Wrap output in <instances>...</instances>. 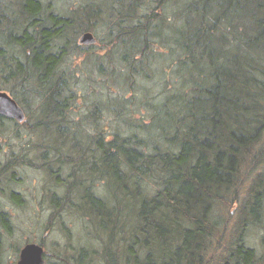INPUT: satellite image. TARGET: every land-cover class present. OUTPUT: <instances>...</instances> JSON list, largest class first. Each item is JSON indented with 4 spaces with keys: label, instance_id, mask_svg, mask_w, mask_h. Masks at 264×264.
I'll return each instance as SVG.
<instances>
[{
    "label": "trees",
    "instance_id": "16d2710c",
    "mask_svg": "<svg viewBox=\"0 0 264 264\" xmlns=\"http://www.w3.org/2000/svg\"><path fill=\"white\" fill-rule=\"evenodd\" d=\"M103 28L104 53L79 43L88 31L98 43ZM73 51L100 72L110 66L132 99L142 89L149 122L126 116L121 97L125 126L99 128L97 104L73 118L79 94L65 66ZM263 51L264 0H88L70 14L53 1L0 0V89L26 108L29 141L49 178L79 192L77 212L101 235L99 250L77 249L82 264H264L245 236L264 219ZM168 52L178 54L177 82L167 81L155 103L141 82L162 74L156 59ZM246 167L257 175L243 198ZM238 202L241 218L225 246L227 223L216 211L231 216Z\"/></svg>",
    "mask_w": 264,
    "mask_h": 264
},
{
    "label": "rangeland",
    "instance_id": "374dc122",
    "mask_svg": "<svg viewBox=\"0 0 264 264\" xmlns=\"http://www.w3.org/2000/svg\"><path fill=\"white\" fill-rule=\"evenodd\" d=\"M44 1H53V6L58 12L62 14H70L88 0ZM98 35V43L94 44V48L89 50L91 52L98 51L104 53L106 49L105 42L107 30L104 28L101 29ZM80 36L81 34L77 39H79ZM85 46L91 47L92 45ZM73 52L74 53L70 54V56L66 57L65 63L66 68L71 70L75 76L74 80H72V89L79 94V97L71 103L73 118H82L97 104L99 107H102L103 110L100 113L102 116L99 128L105 132L113 131L118 123L125 126V123L121 121L124 120L125 115L130 116L133 120L149 122L152 112L151 109L147 107L146 103H143L142 101L144 97V91L142 89L136 94L137 97H135L137 99L139 98V100L132 99V92L123 90L121 84L116 81V78H114V75L111 76L109 73V70L111 69L110 66L107 71L100 72L98 68L93 67L91 61L87 59L86 54L83 53V51ZM177 55L178 54L175 53L170 57L168 52L164 57L156 59L158 60L156 69L159 71L162 69V74L160 73V75H156L152 79L142 80L141 82V85L143 86L142 88H149L151 90V98L155 96V99L153 100L155 103L164 99L165 94L163 91L167 81V84L172 87L173 84L177 82L175 74L176 66L171 67L173 61L177 58ZM262 55L264 58V51L262 52ZM1 84L2 82H0V86H2ZM4 90L10 93L9 90ZM120 97L126 98L127 102L124 104V108L121 109L125 115L122 116V119L118 120L116 110L118 111L117 108H120L121 105L119 102ZM35 103L36 102L34 101L32 106H35L36 108L37 104ZM83 122L87 123L86 127L88 130L93 129L90 125L91 122L89 119H83ZM0 134L2 136V139L0 140L1 166H4L6 162L11 160L9 158L12 157L14 151L20 149L23 143H26V141L30 138L33 139L34 137L30 126L28 128L27 124H24V126L22 125L20 128L13 124L12 121L5 118L0 119ZM30 150H27V152ZM36 156L37 152L33 155V158L35 159L33 167H26L24 165L28 164L19 161L17 165L21 167L4 170L1 171L2 173L0 174L1 203L12 212L11 216L13 219V226L10 230L0 228L1 264H18L19 252L29 240H43L47 253L55 254L62 252L63 254L69 255L73 253L77 254V249L84 247L89 249L96 248V250H99V246L102 242L100 232L93 228L89 218L75 211H68L63 214L64 225H59L60 220L58 219L53 220L56 222L51 225L54 226L57 224L58 226H56V228H45V222L47 221L50 209L45 204H43L44 206L40 205V201L43 199L42 194L45 189L57 190L59 187L49 178L47 172L41 168L42 162L36 160ZM12 172H15L14 175ZM256 175L257 173H254L253 170H250L248 167L244 168L242 171L243 187L240 190L241 197H246L251 181ZM11 189L19 191L23 195L24 201L22 205H17L8 198ZM97 192L100 195L105 194L104 186L99 184ZM228 210L231 212V216L227 215V210L217 208L216 211L217 220L221 226L223 227V225L227 223L225 246H227L235 237L238 223L241 218L239 213V202L231 204ZM262 223L263 224L259 226L249 225L245 232L247 245L254 248L259 255L264 252L262 244V238L264 236V219L262 220ZM220 242H222V240ZM217 249L219 248L217 247ZM211 256H216V252L209 255V257ZM54 260L55 257L51 256V259L50 261L48 260L47 264H54ZM88 260L93 261L92 257H89ZM96 261V264H102L101 259L98 258Z\"/></svg>",
    "mask_w": 264,
    "mask_h": 264
},
{
    "label": "flooded vegetation",
    "instance_id": "af4514ba",
    "mask_svg": "<svg viewBox=\"0 0 264 264\" xmlns=\"http://www.w3.org/2000/svg\"><path fill=\"white\" fill-rule=\"evenodd\" d=\"M12 97H14V96L12 95ZM19 105L23 108V110L26 114V119L24 122L20 123L15 119L8 118V117L3 116L1 114H0V118L9 119L10 121L13 122V124H15L17 127L21 128V126L22 125L24 126V124L27 120V110L22 104L19 103ZM0 136H1V134H0ZM1 139H2V136H1ZM33 144H34L33 141L28 140V141H26V143L22 144V146L20 147L19 150L14 151L12 157L9 158L11 160L6 162V164L4 166L0 165V174L2 173L1 171L8 170L11 168L15 169L16 167H21V166L17 165V163L19 161H22L23 163L28 164V165H24L26 167H33L34 163H35L34 162L35 159L33 158V155L35 152H37L36 160H40L42 162L41 168H43L46 171L45 162H43L40 158V156H41L40 152L41 151L39 152L36 150H30V149H35ZM27 150H30V151L27 152ZM14 173L15 172H12L13 175H14ZM15 178L18 179L17 177H15ZM0 190H1V188H0ZM78 193H79L78 191H74V192L69 193L65 189H61V188H59L57 190H53V189H48V190L45 189L44 190V192L42 194L43 199H42V201H40V205L45 204L50 209L49 210L50 213L48 214L47 221L45 222V228H48V229L49 228H56V226H58L57 224L54 226H51V225L56 222L53 220H58V219L60 220L59 225H62V224L64 225L63 214L67 213L68 211L77 212L80 209L81 198L78 195ZM15 195L19 197V200H16L14 198ZM7 196H8V194H7ZM1 198H2V196L0 195V228L8 227L11 229L13 226V219L11 216L12 212L9 211L7 207H4L2 205ZM8 198L11 199V201H13L17 205H22V203L24 201L23 195L19 191H16L14 189H11L9 191ZM4 217L6 218L5 221L2 219ZM29 243H38L44 247V260H45L44 264H47L48 260L50 261L51 256L55 257L54 264H78V262H79V264H82L81 261L83 259V256H80L78 253L77 254L73 253L70 255L69 254H63L62 252H58L55 254L47 253L46 249H45L44 242L41 239L38 241L29 240V241H27V244H29ZM80 249L83 250L84 248H80ZM21 250L19 252L18 258H20ZM49 257H50V259H49ZM89 257H91V256H89ZM89 257H87V258H89ZM92 260H93V258H92ZM18 261H19V259H18Z\"/></svg>",
    "mask_w": 264,
    "mask_h": 264
},
{
    "label": "water",
    "instance_id": "95a60500",
    "mask_svg": "<svg viewBox=\"0 0 264 264\" xmlns=\"http://www.w3.org/2000/svg\"><path fill=\"white\" fill-rule=\"evenodd\" d=\"M83 45H94L97 39L92 32H85L79 38ZM0 114L22 123L26 114L17 100L10 93L0 90ZM1 139V136H0ZM44 247L38 243H29L23 247L18 264H44Z\"/></svg>",
    "mask_w": 264,
    "mask_h": 264
}]
</instances>
